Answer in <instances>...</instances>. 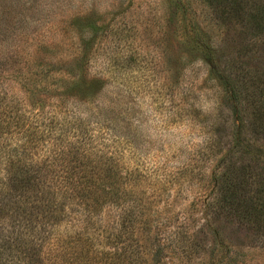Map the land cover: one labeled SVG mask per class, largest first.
<instances>
[{
	"label": "rangeland",
	"instance_id": "374dc122",
	"mask_svg": "<svg viewBox=\"0 0 264 264\" xmlns=\"http://www.w3.org/2000/svg\"><path fill=\"white\" fill-rule=\"evenodd\" d=\"M216 18L202 0H0V100L25 107L28 95L11 75L30 66L55 76L47 77L51 84L68 74L103 78L100 105L120 110L117 130L131 137L121 147L167 184L149 196L158 225L146 248L161 249L160 264H264V235L205 206L211 153L234 128L219 83L185 34L209 30L224 61L264 70V34L250 43ZM32 100L53 103L40 93ZM14 139L0 141V153L22 145ZM39 145L29 150L35 163ZM2 167L0 158V200L9 191L2 193Z\"/></svg>",
	"mask_w": 264,
	"mask_h": 264
},
{
	"label": "trees",
	"instance_id": "16d2710c",
	"mask_svg": "<svg viewBox=\"0 0 264 264\" xmlns=\"http://www.w3.org/2000/svg\"><path fill=\"white\" fill-rule=\"evenodd\" d=\"M202 2L225 31L237 28L250 43L264 34V0ZM208 32H186L185 44L219 83L234 131L211 153L205 206L264 235V70L224 61ZM43 74L30 66L11 75L28 95L23 109L0 100L1 143H22L0 153L9 190L0 200V264H160L161 249L146 248L158 225L149 196L167 184L121 147L131 137L117 130L120 110L100 105L106 82L68 74L51 84L55 76ZM36 93L53 103L32 100ZM40 143L35 163L29 150Z\"/></svg>",
	"mask_w": 264,
	"mask_h": 264
}]
</instances>
